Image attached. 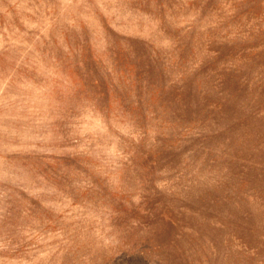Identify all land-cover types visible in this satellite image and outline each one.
Returning a JSON list of instances; mask_svg holds the SVG:
<instances>
[{"label":"rangeland","instance_id":"1","mask_svg":"<svg viewBox=\"0 0 264 264\" xmlns=\"http://www.w3.org/2000/svg\"><path fill=\"white\" fill-rule=\"evenodd\" d=\"M0 264H264V0H0Z\"/></svg>","mask_w":264,"mask_h":264}]
</instances>
